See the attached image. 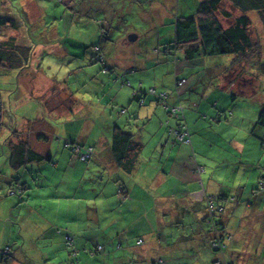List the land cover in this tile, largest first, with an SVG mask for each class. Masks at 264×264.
I'll return each instance as SVG.
<instances>
[{
    "label": "crops",
    "instance_id": "1",
    "mask_svg": "<svg viewBox=\"0 0 264 264\" xmlns=\"http://www.w3.org/2000/svg\"><path fill=\"white\" fill-rule=\"evenodd\" d=\"M127 1L0 0V17L14 21L17 27H0V44L10 39L18 51L17 55H9L0 45V83L9 80L16 93L7 107L0 96V156H5L3 164L8 166L9 145L24 141L42 158L31 174L22 169L18 175L10 172V176L0 177L1 190L7 195L15 182L13 178H20L18 184L26 185L23 199L16 204L22 205L18 209L28 215H20L29 222L8 221L4 230L7 234L4 232L0 241V246L9 249L2 264H154L160 259L164 264H217L206 232L207 196L237 197L224 204L220 215L223 232L230 236V242L224 257L216 260L223 259L220 264H264V193L255 189L264 174V148L260 144L264 128L257 123L264 106V55L244 58L245 69L238 80L232 70L236 58L209 62L202 68L181 61H172L171 65V56L165 55L160 46L168 33L160 28L157 47L161 52L156 51V57L133 60L124 52L113 54L105 63L108 50L99 40L89 45L88 30L80 32L79 28L93 24L99 27L103 38L124 48L120 44L127 42V38L113 41L114 21L133 15L134 3L147 4V0H129V5ZM148 1L152 6L158 3ZM162 3L148 11L155 25L166 15ZM26 8L34 12L28 14ZM54 8H60V14H53ZM251 14L260 19L257 13L251 12L249 17ZM136 15L146 28L150 27L145 10L139 9ZM173 19L167 17L165 21L172 25ZM107 28L111 31L106 32ZM171 32L173 35V28ZM126 33L134 34L136 41L143 36L134 28L131 31L126 27ZM97 43L106 53L95 51L92 71L87 73L91 77L87 76L85 82L94 83L96 91L101 90L100 95L91 97H96L101 109L105 108L102 112L109 121L100 124L98 116L93 125L92 113H84L82 105L69 110L62 102L49 111L48 101L55 99L51 69L74 67L68 76L83 74L90 64L88 51ZM8 57L19 60L22 69H16L18 65L11 68ZM256 58L260 60L255 65L252 59ZM150 62L160 65L148 66ZM97 67L104 77L96 75L93 68ZM206 67L210 77L197 78ZM173 69L178 78L186 80L185 84L178 87L175 79L169 87ZM156 71L160 74L156 75ZM126 80L131 88L124 84ZM118 84L120 89L116 90ZM31 86L40 88L30 91ZM105 86L110 89L109 94ZM149 88L167 91L168 105L184 107L190 144L177 143L167 134L171 126L168 113L141 93ZM137 92L143 95L142 104L134 99ZM61 97L71 96L62 92ZM42 103L48 117L40 119L39 113H45ZM22 107L30 112L13 121L15 111ZM122 109L126 112L120 114ZM216 117L221 121L212 123L211 119ZM127 123L137 125L129 129ZM114 126L130 132L135 142L141 144L130 175L118 168L112 157ZM59 134L62 139L56 136ZM65 143L91 147L93 157L82 163ZM198 168L204 169L201 175ZM16 189L19 188L11 191ZM66 236L74 239L73 253L66 248ZM138 239L144 241L140 246L136 245ZM97 245L103 247L99 253L83 251L95 250Z\"/></svg>",
    "mask_w": 264,
    "mask_h": 264
},
{
    "label": "trees",
    "instance_id": "2",
    "mask_svg": "<svg viewBox=\"0 0 264 264\" xmlns=\"http://www.w3.org/2000/svg\"><path fill=\"white\" fill-rule=\"evenodd\" d=\"M228 6H231L234 11L239 14L236 15L228 11ZM251 12L257 13L261 21L264 23V0H200L199 2H196L194 10L187 14V16H175L172 22L173 35L171 34V37L169 39H165V41H163V43L160 45L163 49L162 52H164L165 55L171 56L173 61L172 63L174 64L178 62L175 56V52L178 51H181L183 58L188 61L186 64L191 63L195 59H201L202 57L243 56L250 58L253 54L255 56L257 53L254 52L258 50V47H260V42L259 44H256L250 37L249 30L252 22L249 18V13ZM9 22V20L0 17V27H6L11 24L12 28H17L14 21H11L10 23ZM145 28L146 26L141 23L140 32L142 34L144 31L141 30H144ZM144 37L145 35L139 40L143 41ZM10 41L11 40L8 39L6 42H4V44L0 45L4 47L2 49L5 50V53L7 52L9 55L14 53L17 55L18 51L16 49L17 46L14 45L15 42L11 43ZM131 41L128 40L127 42ZM94 46L97 47L98 44H94ZM114 48L115 46L113 44L112 49ZM98 49L100 48L98 47ZM122 49L126 48L116 47V51L118 50V55L124 52L128 54V51ZM18 50L22 51L23 55L26 57L25 51L22 48L18 47ZM134 50L135 52H138V48H135ZM156 51L161 52L160 47L153 49L152 53L155 55L158 54ZM22 53H19V55ZM113 54H115V52ZM134 57L135 56L130 58ZM8 59L9 66L11 68L15 69V67L18 65L16 69H22L23 65L19 66V60H16L12 57H8ZM263 66L264 64L262 67ZM174 71L175 69H173V74L176 76V81H182V85L185 84L186 80L178 78L175 74L176 71ZM124 84L131 88V85L127 80L124 82ZM149 89H153L154 93L150 94ZM149 89L141 93L151 98L154 102L160 105L166 111V113H168L171 120V126L168 128L167 134L171 136V138H173L177 143L190 144V134L185 122L184 107L179 104L176 106L168 105L167 98H169V93L167 91H160L156 90L155 88ZM161 93H164L166 97H162L160 95ZM142 96L143 95L139 96L137 92L134 95V99H136L138 103L142 104ZM175 108L180 110L174 112L173 109ZM125 112V109L119 110L120 114ZM211 120L213 121L212 123L221 121L219 117ZM257 123L264 128V106L260 112ZM134 125L136 126L137 124L127 123L126 127L131 129ZM179 136H183L182 139H180ZM260 144L261 147L264 148V133L261 135ZM64 145L67 149L71 150L75 156L78 157V160H80L82 154H87V158L84 161H80L82 163L89 162L93 157L94 150L91 147H81L80 145L74 143H65ZM9 148L10 156L8 160V166L10 167V171L15 175H18L22 169L24 172L31 174V171H34L33 166H37L40 164V162H42L40 155L30 150L24 141H20L17 144H10ZM140 150L141 144L135 142L130 132H125L121 127L118 126H114L112 128L111 151L114 163L118 168L130 175L135 169L137 156H139ZM202 172H204L203 168L199 169L198 174ZM19 180L20 178H13V181L15 182L9 187L8 194H17L19 196V200H21L25 194L24 190L27 187L24 184H18ZM13 188H19L21 191H19V189L11 191ZM255 189L258 192L264 193V174ZM120 191L123 193L122 188ZM235 198L237 197H205L204 210L206 213L205 222L208 223V230L206 232L207 237L209 236V248L212 250L213 254L218 260L224 257L230 242V236H226L223 232L220 215L224 211V204L233 202ZM210 204H212V206H210ZM143 243V239H138L136 241L137 246H140ZM65 244L70 253L75 251L73 237L66 236ZM214 245H216V247H214ZM7 248L8 246L1 248L0 264H2L7 258ZM102 250V245H97L95 250L84 249L83 251L94 255L95 252L99 253ZM216 259L214 260V263L217 264H220L223 260L222 259L219 262ZM157 261H155L154 264H156ZM226 264L228 263L226 262Z\"/></svg>",
    "mask_w": 264,
    "mask_h": 264
},
{
    "label": "rangeland",
    "instance_id": "3",
    "mask_svg": "<svg viewBox=\"0 0 264 264\" xmlns=\"http://www.w3.org/2000/svg\"><path fill=\"white\" fill-rule=\"evenodd\" d=\"M55 1H56V3L65 2V0H60V1L55 0ZM135 1H133V2H135ZM156 1H158V3L153 5V6L151 5L152 2H150L148 0L146 1L147 4L146 3L145 4L138 3V2L134 3L132 5V7L134 8L133 9V11H134L133 15L130 14L129 16H126L125 20H121V19L115 20L114 24H116V25L113 27L114 30L111 31L110 28L106 29V32L111 31V33H114V39H113L114 42H117L118 40H120V38H123V37L127 38L128 35L126 33V27H127V29H129L131 31L133 30V28H135L138 31L140 30L141 20L139 18H137L136 11H138L139 9H142V10H145L147 12L146 21H149L150 27L144 29L143 36L145 35V37L143 38V41L133 40L131 42H126V40H124V42H122L124 44H122V43L120 44L124 48H128L130 46L129 49H122V50L128 51V55L130 57L135 56L133 58V60L138 59V60L145 61V60H149L150 58L156 57V55L153 54L152 51H153V49L158 48L157 46L159 45V41H158L157 37H158V33L160 31V28H161V32L163 31V32L168 33V38L172 34V32H171L172 25L169 23L168 20L165 21V19L167 17L168 18H175V16H182V14H186V16H187V14L191 13L194 10L195 2L200 1V0H174L173 3H172V0H169V3L168 2L162 3L163 0H156ZM156 1H154V2H156ZM141 2H143V0H141ZM127 3H128V5L131 4V2H129V0L127 1ZM161 3L163 4L162 6L165 8L164 13H166V15L162 21L159 20V23L157 25H155V23L153 21H151V17H150L151 12H148V11L150 9H153V7H160ZM122 6H126V4H123ZM228 8H229L228 11L232 12L233 14H236V15L239 14V13H236V11H234V9L231 6H228ZM26 10H27L26 12L28 14H29V12H32V13L34 12V11H29L27 8H26ZM155 10H159V9H155ZM49 11H52V7L49 8ZM60 11H61L60 8H54L53 14L58 15V13L60 14ZM92 11L94 12L95 10L92 9ZM67 12H70V10L68 9ZM89 13H91V11ZM249 18H251V20H252L251 21L252 25L250 26V30H249L250 37L254 43L259 44V42H260L259 45H261L260 47H258V50H256L254 53H257L258 55H261V54L264 55V34H263L264 28H263L262 21L260 19H258L256 14H251ZM123 22H124V25H121V26L118 25L119 23H123ZM98 28L99 27L94 26L93 24H89L88 27H83V28L80 27L79 31L80 32H82V31L86 32L88 30L87 33H88V44L89 45L92 42L99 40L103 44V46H105V49L108 51H107V53L106 52H104V53H106L105 55L108 57V59L104 58V60H105L104 62L108 63L109 62L108 60L113 58L112 55L114 52H115V54H118V50L116 51V47H118V46L115 44V48H114L115 50L112 49L113 43L110 42V39L107 40L106 37L103 38L104 35L101 36L102 34L100 33V29H98ZM100 28H104V26L100 27ZM99 33H100V35L98 36ZM102 33H103V31H102ZM117 33L119 34V36H117ZM129 35H133V34H129ZM93 46L94 45H92V50L88 51L90 64L88 67H86L84 69L85 72L83 74H75V75L68 76V72L74 70V67H71L70 70L66 69V67L62 68V67H58V66L51 69L52 74H54L53 77H54L55 84L52 87V89H53L52 94L55 95V99L48 101V108L50 111L53 108H55L57 104L62 103V102L69 107V110H72L73 106L82 105V107L85 109L84 113H86V110L90 111L92 113V115H93L92 124L94 125V119L98 116H99L100 124H103V123L105 124L109 120L106 116L103 115L102 111L105 110V108L101 109L102 107L98 103L96 97H91L92 95L97 96L96 93H98L100 95L101 90L98 92V91H96V87L94 86V83H88L87 82V84H86V82H85L87 80V76L91 77L87 73L92 71L91 63L93 60L92 59L93 55L95 56L96 53H98V52H101V54L103 53V48H102L101 44H98L97 47H99L100 49H99V51H96V53H95L96 47L95 46L93 47ZM135 48H138V52H135V50H134ZM150 48H151V50H150ZM72 51H75V50L72 49ZM104 53H103V55H104ZM175 54H176L175 56H176L177 60L181 61L182 64L188 63V61H186L183 58L181 51L175 52ZM253 56H254V54L250 57V59ZM235 58H236L237 62H236V65H234L235 69H232V70H233L234 76L238 80V77L243 76V69H245V68H242V65H243L242 60L246 57H243V56H240V57L239 56H217V57H206V58L202 57L201 59H195L194 61L191 62V64H196L197 68H202L203 64L207 65L209 62L231 61V60H235ZM259 60H260L259 58L252 59V61L254 62L255 65L258 63ZM171 62H172V58L170 57L168 64L173 65ZM191 64H187V65H191ZM154 65H160V64H156L154 62L148 63V66H154ZM98 68L99 67L93 68V70L97 71L96 72L97 76L100 75V73L98 72ZM207 71H209V69L207 67L203 68L202 71L196 75V77L202 78V79H207L208 77H210V76H208ZM150 72L152 75L153 71H150ZM210 72H212V74L215 75L214 71H210ZM16 74L17 73H14V75H16ZM159 74L160 73H158V71H156V75H159ZM99 77H104V76L100 75ZM175 78H176L175 75H173L172 79H171V77L168 78L169 87L172 86V80L174 81ZM72 82H75V83L72 84ZM174 83H175V81H174ZM59 85H61V87ZM67 85H69V87H70V90H68V91H66ZM180 85H182V81L181 82L176 81V86L179 87ZM261 85H263V87H264V78L262 80ZM39 88H40L39 86H31L30 91H34L35 89H39ZM126 88L127 87H125V89ZM119 89H120V86L118 84L116 86V90H119ZM104 90L107 92V94H109L110 89L107 86H105ZM62 92L68 93L71 97L62 98L61 97ZM60 93H61V95H60ZM15 94H16L15 93V85L11 84L9 80L3 84L0 83V96L3 98L4 105L6 107L9 106V104L13 102V99H15L14 98ZM42 104L45 106L44 103H42ZM131 104H134V102L131 101ZM127 106L128 105H126L124 107H127ZM107 107H109V106H107ZM112 107L113 106L109 107V109L110 108L112 109ZM116 108H120V105L117 106ZM109 109L107 110L108 113H109ZM29 112L30 111H28V109H25L24 107L19 108L18 110L15 111L12 119L14 121L15 117L27 115ZM113 114H115V113L113 112ZM39 115H42L39 117L40 119L43 117H45V118L48 117L46 106H45V113H44V111H41L39 113ZM125 117L126 116H124L122 119H124ZM90 130H91V127H90ZM56 136H58L60 139L63 138V136L61 134L56 135ZM91 137H92V135L90 137H88L87 139L89 141H91ZM3 159H5V156L4 157L0 156V172H2V174H3V175H1V173H0V177L10 176L11 171H10L8 166H5L3 164L5 162ZM0 186H1V188H0V241H1L3 233L5 232L4 230H7L6 226H7V223L9 220L10 219L17 220L21 224H23L24 222H28V221H27V219H25L21 215L27 216L28 214L23 212L21 208L18 209L17 206H22L21 204H16L18 199H19L18 195L17 194H8L7 195L4 193L3 190H1L2 189L1 184H0ZM29 230H31V229H29ZM31 236H33V234H31ZM3 247H4L3 245L0 246V248H3ZM234 247L235 246L232 245V248H234ZM6 250H7L6 252L9 251L8 248Z\"/></svg>",
    "mask_w": 264,
    "mask_h": 264
},
{
    "label": "built area",
    "instance_id": "4",
    "mask_svg": "<svg viewBox=\"0 0 264 264\" xmlns=\"http://www.w3.org/2000/svg\"><path fill=\"white\" fill-rule=\"evenodd\" d=\"M96 50H98V49L96 48ZM149 93H150V94H153V93H154V90H153V89H149ZM160 95H161L162 97H166V95H165L164 93H161ZM179 110H180V109H178V108H177V109H176V108L173 109L174 112H175V111H179ZM182 137H183V136H179L180 139H182ZM87 156H88L87 154H82V155H81V158H80V161H84V160L87 158ZM210 206H212V204H210ZM214 247H216V245H214ZM156 264H164V263H163L162 260H158V261L156 262Z\"/></svg>",
    "mask_w": 264,
    "mask_h": 264
},
{
    "label": "water",
    "instance_id": "5",
    "mask_svg": "<svg viewBox=\"0 0 264 264\" xmlns=\"http://www.w3.org/2000/svg\"><path fill=\"white\" fill-rule=\"evenodd\" d=\"M127 38H128V40L131 41V40H134L136 38V36L134 34L133 35H128Z\"/></svg>",
    "mask_w": 264,
    "mask_h": 264
},
{
    "label": "bare ground",
    "instance_id": "6",
    "mask_svg": "<svg viewBox=\"0 0 264 264\" xmlns=\"http://www.w3.org/2000/svg\"><path fill=\"white\" fill-rule=\"evenodd\" d=\"M97 49H98V47H97ZM95 51H99V49L98 50L95 49Z\"/></svg>",
    "mask_w": 264,
    "mask_h": 264
}]
</instances>
